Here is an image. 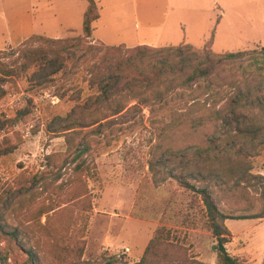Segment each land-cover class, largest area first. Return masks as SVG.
<instances>
[{
  "label": "rangeland",
  "instance_id": "obj_1",
  "mask_svg": "<svg viewBox=\"0 0 264 264\" xmlns=\"http://www.w3.org/2000/svg\"><path fill=\"white\" fill-rule=\"evenodd\" d=\"M95 1L101 20L93 23L88 43L71 49L54 81L45 79L50 70L41 72L23 58L25 51L49 47L29 39L82 38L87 0L12 1L8 15L0 6V85L6 91L0 100V264H135L157 238L165 242L170 264H221L202 196L169 180L170 167L151 169L162 127L153 121L169 122L179 104L84 129L83 142L92 151L76 162L86 161L92 171L88 193L78 199L74 156L61 130L94 93L86 79L106 47L188 43L202 49L214 35L215 53L244 52L248 68L264 66V0ZM53 154L63 155L49 163ZM253 165V173L264 176V154ZM260 188L250 189L254 214L264 207ZM211 191L216 199L219 191ZM217 205L228 215L243 214L232 212L236 206L228 200ZM45 209L50 211L40 214ZM228 225V253L240 264H264V221ZM150 260L165 264L159 256Z\"/></svg>",
  "mask_w": 264,
  "mask_h": 264
},
{
  "label": "trees",
  "instance_id": "obj_2",
  "mask_svg": "<svg viewBox=\"0 0 264 264\" xmlns=\"http://www.w3.org/2000/svg\"><path fill=\"white\" fill-rule=\"evenodd\" d=\"M87 2L82 38L73 42L38 36L29 39L49 46L25 51L23 55L27 64L40 66L41 72L50 70L45 79L54 81L64 73L71 49L82 48L92 37L93 23L101 14L95 0ZM213 40L214 35L202 49L188 43L105 49L101 45H88V50L104 49L86 79L89 90L95 91L73 109L71 118L75 119H70L61 131L65 132L67 152L74 156L70 165L75 163L76 178L72 183L79 185L78 199L88 193L86 178L92 171L86 161L76 162L92 151L91 145L83 142L84 129L97 130L114 118L141 113L144 108H149L152 114L173 101L179 104L169 122L163 118L153 121L162 127L157 135L159 143L153 148L155 162L151 163V169L170 167L169 180L174 179L181 187L202 196L218 240L215 249L221 264H240L226 249L231 235L226 222L264 219V207L251 213L256 204L250 196V189L260 185L264 200V176L253 173V159L264 154V66L255 62L254 70L248 68L242 58L244 52L215 53ZM50 54L53 56L49 57ZM81 94L82 91L77 93V99ZM5 95L0 85V100ZM181 134L183 137H178ZM62 155L46 158L50 163ZM211 187L219 191L216 199ZM220 200H228L236 206L232 212L243 214L224 213L217 205ZM49 209L40 214L48 213ZM153 256H159L165 264L173 260L165 242L157 238L135 264H153L154 260H150Z\"/></svg>",
  "mask_w": 264,
  "mask_h": 264
},
{
  "label": "crops",
  "instance_id": "obj_3",
  "mask_svg": "<svg viewBox=\"0 0 264 264\" xmlns=\"http://www.w3.org/2000/svg\"><path fill=\"white\" fill-rule=\"evenodd\" d=\"M12 1H19V0H0V6H1V9H5L6 10V13H7V15H8V11H9V4H10V2H12ZM21 1H25V0H21ZM4 17V16H3ZM102 17V16H101ZM101 20V18L98 20V22ZM219 19L217 20V24H219ZM6 29H7V34H9L8 33V23H6ZM216 29V28H215ZM4 34V33H3ZM2 34V35H3ZM261 220H263L264 221V219H261ZM229 221L230 220H228L226 223H227V225L229 224ZM229 226V225H228Z\"/></svg>",
  "mask_w": 264,
  "mask_h": 264
}]
</instances>
